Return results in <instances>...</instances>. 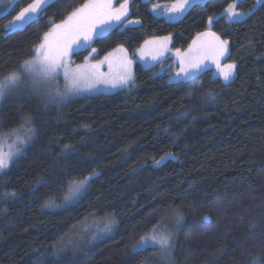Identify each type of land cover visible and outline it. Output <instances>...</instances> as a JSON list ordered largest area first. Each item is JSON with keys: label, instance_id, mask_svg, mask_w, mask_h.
<instances>
[{"label": "trees", "instance_id": "16d2710c", "mask_svg": "<svg viewBox=\"0 0 264 264\" xmlns=\"http://www.w3.org/2000/svg\"><path fill=\"white\" fill-rule=\"evenodd\" d=\"M236 1L197 2L169 20L153 8L177 0H130L129 18L91 48L99 61L124 47L135 59L134 86L64 103L46 104L18 90L4 98L0 130L34 127L35 134L0 173V264H145L158 248L137 254L134 246L174 215L182 223L171 225L168 264L264 258V0L238 2L237 11L252 9L240 22L224 15ZM33 2L17 0L1 15L0 80L33 58L50 22H61L87 0H55L38 22L6 31ZM131 20L138 23L126 25ZM211 30L227 41L226 62L236 65L230 82L208 68L192 84H177L161 71L173 57L150 68L136 59L151 38L170 36L173 50H187ZM89 53L73 59L81 64ZM167 153L174 158L157 164ZM92 173L79 201L51 204ZM108 218L116 221L111 235L93 245L88 235L82 240L80 231Z\"/></svg>", "mask_w": 264, "mask_h": 264}, {"label": "snow or ice", "instance_id": "6c2138e0", "mask_svg": "<svg viewBox=\"0 0 264 264\" xmlns=\"http://www.w3.org/2000/svg\"><path fill=\"white\" fill-rule=\"evenodd\" d=\"M54 2L55 0H34L33 3L21 10L13 21L6 25V31H16L31 22H38L41 14ZM195 2L197 0H177V3L169 9L170 12L176 14L170 19H178ZM257 2L259 3L260 0ZM236 7L235 3H230L225 9L224 15H227L229 20L240 22L243 16L252 14V9H249L247 13H239L236 11ZM13 10L15 9L13 8ZM127 15L128 0H124L118 8L113 7V0H87L61 22H50V30L44 33L41 42L35 49L33 58L25 61L22 66L24 75L31 80L33 89L45 97L44 102L46 104L62 102L69 96L80 92H90L102 84L121 89H130L135 84L132 72L133 61L127 55L114 57L113 53H109L103 60L76 65L75 68L72 67L70 61L72 54L83 48H90L89 57H85L86 61L89 60L91 55L96 52L95 48H91L92 41L103 38L106 33L120 27ZM212 22L213 18L209 17L208 24L211 25ZM128 23L138 22L129 21ZM208 37L211 39H206ZM170 40L171 37L169 36L157 41H145V47L137 50L139 57L159 61L161 57L171 51L168 47ZM114 52L126 53V49L120 47ZM226 53L227 41L221 40L211 31L198 34L186 52H181L180 49L175 50L178 71L172 74L171 81L177 84H192L198 79L199 74L206 69V60H211L216 65L217 74L224 81L231 80L235 65H221L220 63ZM104 64L108 66L107 73L100 71ZM61 75L65 81L63 91H59L60 85L53 83ZM20 83L21 76L17 73H11L0 80V98L16 90ZM23 122L25 125H30L31 118L25 117ZM23 131L27 139L20 140V146L26 145L27 140L34 137L35 128L25 127ZM168 158H174L172 153L162 156L157 164ZM12 160L13 155L11 153L0 154V173L9 168ZM96 175V173H92L86 176L83 181L69 185L71 196L65 197L66 202L78 196L84 186ZM3 195L8 196L10 194L5 192ZM11 195L15 196V193ZM105 230L110 232L111 222L106 225ZM171 247L172 234L163 229H153L151 234L140 238L133 251L139 254L149 249L159 248L161 252H170ZM261 259L264 258L253 259L251 264H261Z\"/></svg>", "mask_w": 264, "mask_h": 264}, {"label": "rangeland", "instance_id": "374dc122", "mask_svg": "<svg viewBox=\"0 0 264 264\" xmlns=\"http://www.w3.org/2000/svg\"><path fill=\"white\" fill-rule=\"evenodd\" d=\"M17 0H0V16L9 12L11 7L13 6V4H15ZM206 0H197V2H204ZM241 0H237L235 2V4L237 5L238 2H240ZM124 0H113V7L114 8H118L120 6L121 3H123ZM195 2V3H197ZM177 3V2H176ZM193 3V4H195ZM175 4V3H174ZM174 4H168V5H156L158 7H155L153 8L154 12L158 15H163V16H166L169 20H173V19H170V17L176 15L172 12L169 11V9L172 7V5ZM192 4V5H193ZM130 0H128V15L126 17H124V20L123 22L129 18V15H130ZM189 9V8H188ZM187 9V10H188ZM237 11V9H236ZM239 12V11H237ZM186 13V12H185ZM184 13V14H185ZM225 13V12H224ZM241 13V12H239ZM183 14V15H184ZM182 15V16H183ZM182 16H180L178 19H180ZM246 16H243V18H245ZM242 18V19H243ZM15 19V18H14ZM13 19V20H14ZM178 19H174V20H178ZM241 19V20H242ZM12 20V21H13ZM133 22H136L134 20H131ZM11 22V21H10ZM9 22V23H10ZM8 23V24H9ZM7 24V25H8ZM135 23H127L126 25H132ZM25 26V25H24ZM23 26V27H24ZM211 32H213V30H211ZM215 33V32H213ZM216 34V33H215ZM217 35V34H216ZM218 36V35H217ZM166 37H169V36H166ZM220 37V36H219ZM160 38H163V37H154V38H151L147 41H157L159 40ZM206 39H211V37H208ZM221 40H223L221 37H220ZM226 41V40H224ZM172 39L170 40V43L168 44V47L169 49H171V51L169 53H167L165 56L161 57V59L159 61H153L151 60L150 58L148 59H141L139 57V54L138 52H136V59L145 67V68H150V67H153L159 63H162L163 61H165L167 58L169 57H173V61L171 62L169 68H162L161 71L165 70V72L167 73H171V77H172V74L175 73L176 71H178V68H177V59L175 57V50L172 49ZM142 47H145V43L143 44ZM141 47V48H142ZM150 47V46H149ZM120 48V47H119ZM124 48V47H123ZM140 48V49H141ZM87 49H90V48H83V49H79L77 52L75 53H78L80 51H83V50H87ZM118 49V48H117ZM125 49V48H124ZM188 50V49H187ZM187 50H181V52H186ZM74 53V54H75ZM110 53H113V56L114 57H119L121 55H127L128 57H130L133 61V65H132V72H133V75H134V78H135V59L132 57V55L126 50V53H120V52H114V50ZM70 57V61H71V65L73 68H75L76 65H81V64H85V63H96L98 60H96V56H97V51L95 53H93L90 57L89 60H84L83 63L81 64H78L75 62V60L73 59V55ZM227 54H228V47H227V53L225 54V56L221 59L220 63L221 65H227V64H234V63H227L226 62V57H227ZM90 53L86 56V57H89ZM108 55V54H107ZM106 55V56H107ZM32 59V58H31ZM104 59V58H103ZM102 59V60H103ZM30 60V59H29ZM100 61V60H99ZM24 64V63H23ZM23 64L21 65V67L14 71L13 73H17L21 76V83L19 84L18 88L16 90L20 91L21 93H30V94H38L40 95L42 98L45 99V97H43L40 93L36 92L34 89H33V86H32V83H31V80L24 75V71H23ZM205 65H206V69L208 68H212L214 69L215 71V76H218V70H217V67L216 65L213 64V62L211 60H206L205 61ZM235 65V64H234ZM205 69V70H206ZM108 66L107 64H104L100 71L101 72H104V73H107L108 72ZM160 71V72H161ZM203 72V71H202ZM235 73H236V65H235V70H234V73H233V77L231 80H233V78L235 77ZM9 76V75H8ZM6 78V77H5ZM4 79V78H3ZM2 79V80H3ZM231 80L229 81H225V82H230ZM54 84H58L60 85L61 87L59 88V91H63V85L65 83L64 79H63V76L61 75L56 81L53 82ZM134 86V85H133ZM132 87V86H131ZM14 90V91H16ZM54 91L56 89H53ZM122 90H128V89H121V88H112L108 85H99L97 88H95L94 90L90 91V92H80L78 94H75V95H71L69 96L67 99L63 100L62 102H59V103H64V102H67L69 99L71 98H74V97H82V96H92V95H98V94H102V93H115V92H118V91H122ZM14 91H11L10 93H7L3 98H0V104L1 102L4 100L5 97H8L9 94L13 93ZM55 103V102H54ZM24 128L22 129H15V130H10V131H1L0 130V154H9L11 153L13 155V160L12 162L18 158L24 151L25 147L29 144V142L31 141L30 140H27V144L24 145V146H20V143L19 141L20 140H26L27 137L25 136V133L23 131ZM18 150V151H17ZM12 162L10 163V165L12 164ZM9 165V166H10ZM90 183V182H89ZM89 183H87L84 188L82 189L81 193L78 195V196H75L73 197L71 200H68L66 202L65 198L62 202H57V201H52L51 204L53 205H56L58 207H61L62 206H68V205H72V204H75L77 201L80 200L82 194L87 190L88 186H89ZM68 196H71V189L70 187L68 188V191H67V194L65 197H68ZM50 204V205H51ZM171 219H169L170 221ZM103 222L102 220L98 221V222H95V223H91V225H88V227H86V229L84 231H80L79 234H82V240L85 238V236L87 237V235L91 238L89 243L90 245H93L96 241L106 237V236H109L113 233V230H115L114 226H116V221L114 218H108L106 219L105 222ZM111 222V230L110 232H106V225H108V223ZM168 221H164V223L160 224L157 228L155 229H163L164 231L168 232V233H171L172 234V247H173V241H174V237H175V232L172 231L171 229L172 226L171 225H174L176 228L179 227L182 223V218H180L179 216L177 215H174L172 217V220L170 222ZM85 224V223H84ZM152 232V231H151ZM151 232L149 234H151ZM105 234H108V235H105ZM147 234V235H149ZM77 235V234H76ZM105 235V236H104ZM103 236V237H102ZM78 237V235L76 236V238ZM88 240V238H87ZM172 247H171V250L170 252H161L158 248V252L157 254H155L153 256V258L150 260V261H147L145 264H160V263H163V264H168V261L170 260L171 258V251H172Z\"/></svg>", "mask_w": 264, "mask_h": 264}]
</instances>
